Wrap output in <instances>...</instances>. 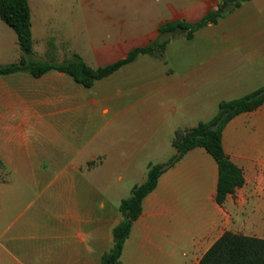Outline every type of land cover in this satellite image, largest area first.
I'll return each mask as SVG.
<instances>
[{
  "label": "crops",
  "instance_id": "crops-1",
  "mask_svg": "<svg viewBox=\"0 0 264 264\" xmlns=\"http://www.w3.org/2000/svg\"><path fill=\"white\" fill-rule=\"evenodd\" d=\"M28 1L32 59L62 63L78 54L94 69L151 45L164 24L195 23L220 4L167 0L164 7H150L147 0H136L137 6L129 10L119 0L117 7L84 10L83 16L97 17L76 26H85L88 40L83 44V30L72 42L60 30L47 27L51 19L41 17L73 15V10L39 8L46 0ZM201 13L203 17L196 19ZM215 27L216 36L204 40L192 55L170 56V43L179 35H164L169 44L162 55L141 54L91 88L74 85L69 75L58 71L40 78L26 73L0 76V206L1 224L5 223L0 264H41V254L50 253L59 255L55 264H101L113 246V229L122 220V200L146 181L150 165L166 164L176 156V131L210 121L222 101L264 87V0H251L200 30ZM39 43L44 45L40 50ZM20 57L16 33L0 19V66L17 63ZM75 126L81 134L93 126L98 129L96 153L84 155L83 148L69 142ZM222 143L225 154L242 169L244 185L218 204L217 161L204 148L189 151L162 173L144 199L121 264H199L225 232L262 238L264 103L234 117L224 128ZM57 148L71 160L84 158L69 167L85 170V194L77 199L70 193L60 200L51 228H42L35 218L20 223V215L6 224L20 206L19 191L37 186L19 178L31 174L34 180L46 174L42 155L56 167ZM43 209L49 212L46 202Z\"/></svg>",
  "mask_w": 264,
  "mask_h": 264
},
{
  "label": "trees",
  "instance_id": "trees-1",
  "mask_svg": "<svg viewBox=\"0 0 264 264\" xmlns=\"http://www.w3.org/2000/svg\"><path fill=\"white\" fill-rule=\"evenodd\" d=\"M251 0H220L216 10L210 11L195 23L174 21L159 29V38L151 45L132 50L128 56L112 65L92 68L78 55L73 54L62 63L32 59L33 34L31 9L28 0H0V19L14 30L17 35L21 57L17 63L0 66V76L26 73L40 78L50 71L69 75L73 81L85 88H91L96 81L104 79L124 65L130 64L141 54L162 55L168 44L164 35H183L192 40L197 31L210 24H217L229 14ZM264 103V87L255 92L231 101L219 104L217 115L207 122H201L190 130H178L173 139L177 150L166 164L150 165L147 179L141 185H135L130 196L122 200L119 210L122 220L113 229V246L102 256L101 264H121L120 258L124 244L129 238L133 223L142 214L144 199L155 190L162 173L185 154L195 148H204L217 161L219 181L216 200L222 205L227 195L245 183L242 169L235 165L225 154L222 136L226 125L237 115L258 109ZM199 264H264V239L225 232L202 257Z\"/></svg>",
  "mask_w": 264,
  "mask_h": 264
},
{
  "label": "rangeland",
  "instance_id": "rangeland-1",
  "mask_svg": "<svg viewBox=\"0 0 264 264\" xmlns=\"http://www.w3.org/2000/svg\"><path fill=\"white\" fill-rule=\"evenodd\" d=\"M43 1V0H42ZM119 0H46L43 3L39 4V8L46 7L50 9H62V10H73V15L65 14L61 16H54V15H42L44 19H51L50 24L47 23V27L51 30H60L63 36H67L71 38L72 42L75 40V36L78 30H83L82 32V43L87 44V35L85 32V26H82L78 29L76 26L78 24L85 25L88 21L94 20L97 16L94 14H89L83 16L82 13L85 12L84 10H96L107 7H117V2ZM136 0H121V7L129 8L132 10V6H137ZM147 6L152 7H164L167 0H147ZM141 6V5H138ZM144 6V4L142 5ZM70 11H67V13ZM132 12V11H129ZM196 19H201L203 17L202 13L196 16ZM60 19V20H59ZM224 22V21H223ZM40 31V30H38ZM37 31V32H38ZM42 31V30H41ZM49 31V30H48ZM217 31V27L208 30H199L196 34L195 40L189 41L183 35H179L175 37L170 43L168 54L170 56L180 55H192L196 53L198 49L203 47L204 40H208L216 36L214 34ZM211 32V34H210ZM214 34V35H213ZM44 47L43 44L39 43L37 49L40 50ZM77 49V48H76ZM73 84L76 83L73 81ZM78 85V84H77ZM78 126L72 128V137L68 136L69 142H71L74 146L78 149L83 148L84 155H92L96 153L97 150V131L98 129L93 126L89 129V132L86 134H81L77 132ZM87 150V151H85ZM56 159L58 164L56 167L53 164L54 160L47 159L43 155L41 157V168L42 170H46V174H42L41 176H36L33 180L31 174L25 176L24 180L19 178L20 182L25 183H32L33 186L31 188H24L20 193H23V196L19 197V208L17 212H14L13 215H9L6 224L11 222V219L20 215L19 222L20 223H29L30 219L35 218L37 220L35 223L39 224L42 228H51L54 223L53 213L59 212L60 209V200L63 202L66 197L72 193L73 198L80 199L82 198L81 192V185L82 180L86 176V172L83 169L82 171H76L73 168H70V163L78 164L83 161V157L80 159H75L73 156V160L71 157L64 156V153L61 152L60 148H57ZM45 167V168H44ZM44 168V169H43ZM50 172V173H49ZM15 177V176H14ZM36 182L37 184H34ZM1 199V198H0ZM1 201V200H0ZM46 204L49 206V212H44L43 205ZM55 203V209L53 210V204ZM13 216V217H11ZM11 217V218H10ZM10 218V219H9ZM1 206H0V232L4 229V224H1ZM256 225V224H255ZM261 226V224H259ZM46 231V230H44ZM44 231H40L42 234ZM260 235H262L261 239H264V224L263 227L261 226ZM57 257L59 255L56 253ZM56 255L53 253L50 254H41V264H55L54 259Z\"/></svg>",
  "mask_w": 264,
  "mask_h": 264
}]
</instances>
